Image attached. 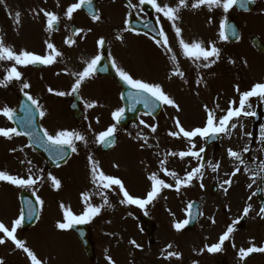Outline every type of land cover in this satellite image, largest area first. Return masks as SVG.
<instances>
[{"label":"rangeland","instance_id":"obj_1","mask_svg":"<svg viewBox=\"0 0 264 264\" xmlns=\"http://www.w3.org/2000/svg\"><path fill=\"white\" fill-rule=\"evenodd\" d=\"M28 1V0H27ZM45 6L48 5L51 12L57 14L58 8L55 5H51L48 0H45ZM67 0L66 2H68ZM170 5H175V0H166ZM15 0H5L6 5L9 7L8 11L4 6L0 10V21H3L6 25L5 34L9 42L17 39L18 35L23 34L27 29V15L33 11H39L41 8L37 2L34 9L30 7L28 12L19 10L14 6ZM21 6L23 0H16ZM65 2V3H66ZM75 0L69 1L64 5L63 10L74 3ZM258 3L257 10L246 14L236 13L234 8L227 15H231L240 27L242 36L240 42L231 47L224 41H220L218 38V25L217 20L223 14L222 10L214 9L209 12L207 7L202 6L200 9L192 10L185 8L181 11L180 16L184 20L183 25L187 26L186 16H191L194 12L206 13L211 18L214 24H209L206 16L196 17L193 20H189V26L196 32V35H202V28L205 30L210 41L219 42L217 47L221 49V56L215 64L219 72L225 71L226 74H221L214 77H207L214 70V65L210 68H205L199 71V77L201 78L200 84H195V91L191 87L182 85L179 76H172L174 71L173 65L169 60L168 53L160 46L156 45L155 50L151 46L142 48L141 51L136 50L133 56L127 60H124L125 52H116V63L121 67H136L133 75H138L137 79H142L148 82L159 83L162 85L166 93H168L179 106L180 111H177L171 106L165 105L164 113L156 121L148 117H140L137 124L133 125L129 131L121 134L117 147L109 153V155L103 156L98 148V144L95 143V137L100 132L105 131L112 124V112L120 108L119 102L116 101V94L113 96L112 84L107 80L103 81L102 88L108 95V107L107 111L104 106H98L100 94L97 91L99 84H88L84 88L90 89L91 93L86 96L81 92L80 96L84 103H95V107L87 108L88 113L91 115L86 117L92 120L93 131L91 133L86 132L89 129L78 128V123L85 121L79 118L74 120V124L65 111L62 109L63 100L50 103L51 106L47 116L43 120L44 126L49 133H54L56 130H81L86 132L87 146L83 142L77 143V153H73L69 162L60 168L46 169L43 167L41 159L36 156L29 147H26V143L20 136H13L11 139L0 137V171H5L8 174L16 175L19 177L27 178L28 175H41L43 182L33 186V188H18L7 182L0 181V222H3L9 228L11 222L20 217V210L18 208L17 195L22 189H28L32 193L36 192V196H39L43 200V205H39V218L34 228L28 231H21L17 229L16 236L18 239L25 242V245L32 250L38 259L42 261V264H108V260L105 257H110L115 264H165L162 256V249L167 245L168 241L176 240L179 238L187 246H199L201 242L204 243V239L200 240V227L208 222H212L216 219H225V215L222 216L221 212L224 208L223 205H230L232 208L228 209V215L233 213L236 219H239L244 208L249 204L252 210L248 214V221L241 227L242 230L247 228L255 229L253 233L258 232L259 227H263L264 219H261L257 212L259 207L252 205L256 201L255 196L251 200L249 196L255 191V187L259 182V173L263 177V189H264V172H260L259 165L261 161H264V120L258 126L259 130L254 140V143L249 144L250 140V127L249 120L238 118L232 122L237 125L235 129H231L230 134H221V140L216 147L209 148L208 156L202 168L203 180L196 178L192 181L191 185L187 188H182L179 193L174 191V181L171 177L165 176L160 171V161L167 160L164 167L169 171H175L179 176L183 177L187 171H191L192 168L197 167L199 161L186 157L181 160L179 157L167 156L169 151H186L188 149V142L184 138L177 140L173 137H169L167 133L169 131H175L174 117L179 119L181 125L190 130L195 127H202L206 119V113L204 106L214 109L217 112V116L224 114L227 110L229 101H236V106L239 103V93L236 88L239 87L240 92L250 90L252 85L256 82H264V55L257 53L250 40L253 36L257 37L264 45V0H256ZM45 9V7L43 8ZM19 11L21 13V23L15 25L14 19H12L9 13L13 14ZM80 12V11H79ZM78 11L76 12L77 15ZM25 14V15H24ZM43 15V13H41ZM45 19L42 16L39 21L43 22ZM199 23L202 25L200 27ZM35 24V23H34ZM41 24V23H39ZM179 25L182 29V37L191 42L197 40L192 35L193 30L189 27ZM46 26V25H45ZM82 26L86 27V22L78 25V28ZM104 26V23H103ZM35 27L37 28L36 24ZM82 33L88 34L87 39L90 38L97 40L98 37L104 35L103 30H96L91 24L85 29L82 28ZM44 35L42 40L45 42L53 41L52 37H46L49 32L43 28ZM52 36H54L52 34ZM31 38V36H29ZM37 36H34V39ZM81 35L73 36L74 40H80ZM127 39L130 34L126 33ZM137 40H140L142 45L146 40L140 36H135ZM175 37V36H174ZM34 45L29 44V47ZM23 44L20 42L15 45V49H22ZM177 53V52H175ZM177 61L182 65L180 70L184 73V78L189 79V84L193 82V75L196 72V64L191 61L186 65L183 63V57L181 53L175 54ZM233 61L230 63L229 61ZM187 61V60H186ZM188 62V61H187ZM171 63V65H170ZM168 66L171 69L168 70ZM141 67V69H140ZM22 72V76L25 74L24 69L19 68ZM126 70V69H125ZM153 70V71H152ZM152 71V72H151ZM131 74V75H132ZM41 75V74H40ZM197 76V75H196ZM166 77V78H164ZM168 79V80H167ZM175 79V82L173 81ZM170 82V83H169ZM1 88V87H0ZM69 84L67 81L56 80L54 89L57 91L69 92ZM184 88H186L184 90ZM116 91V89H114ZM0 92V109L5 106H11L16 99L13 92L10 94L9 90ZM202 97V99H201ZM261 100L257 97L250 98V108L248 111H253L257 103ZM264 102V101H263ZM102 103V102H101ZM105 103V102H103ZM219 105V109L216 105ZM48 104L42 106L47 107ZM58 105V106H57ZM60 106V107H59ZM48 107V108H49ZM112 110V111H111ZM224 110V111H221ZM97 113H91V112ZM264 112V106H263ZM105 113V116H101ZM45 114V115H46ZM53 124L51 125V121ZM104 119H109L104 120ZM143 120L148 125L155 124L157 131L152 133L150 128H145L140 121ZM113 123V122H112ZM83 124V123H82ZM75 126L77 128H75ZM0 128H10L5 117L0 116ZM138 133L148 138V144L152 147H148L142 139L138 137ZM197 149L203 144L200 138L195 139ZM247 146L248 151L244 152V148ZM15 149V151H13ZM241 153L244 164H240L228 156V150ZM99 162L101 170L113 177L120 178L126 189L135 197L143 198L146 192L150 188V182L147 180V176L151 172H157L161 179H164L166 183L173 185V189L162 190L160 196L151 204L147 205L145 209H140L136 205H125L123 208L119 206L116 198H111L108 192V199L112 205L111 208L104 207L101 213L96 216L87 225L92 227L91 241L94 245V251L96 259L90 261L85 255L78 239L73 232L69 230H60L56 228L57 222H62L63 213L60 209V204L71 208L73 213L80 214L83 210V202L81 200L82 193H96V187L91 183L90 179V166L88 163V155ZM255 158V159H253ZM249 159V160H248ZM252 159V160H251ZM23 161V163H22ZM31 161V164L28 163ZM213 164L219 163L220 167L217 171H212L208 166V162ZM116 165V167H114ZM236 167L240 168V171L236 176L243 173L245 178L232 177L231 185H223V181L228 179L230 174ZM31 168V173L28 169ZM252 169L253 171L246 172L245 169ZM42 169L41 173L39 170ZM255 173V175H254ZM51 174L61 181V187L59 190L54 189L51 182L47 179ZM216 176L218 182V192L214 197L209 196L210 182L212 176ZM206 176L209 178L207 179ZM235 179L237 182L235 183ZM255 180V182H253ZM193 183H196V187L192 188ZM201 183L204 185L200 187ZM252 184V188H248L249 184ZM223 185V186H222ZM228 191L225 193L224 189ZM113 192L119 198H123L119 193V189L114 187ZM264 193V190H263ZM182 195L183 201L178 202L176 196ZM192 198H197L201 204L206 200L205 211L203 210V218L199 221V227L187 233L177 232L172 227L173 223L178 222V218L183 217L182 211L187 207L188 201ZM246 202L248 204L246 205ZM91 203L94 206H99L103 203L99 195H91ZM220 204V205H219ZM223 204V205H222ZM243 204L246 206L241 207ZM210 209V210H209ZM209 210V211H207ZM145 212L146 215L153 217L156 223V230L154 234V243L146 244L144 236L138 228V217ZM209 226V225H208ZM213 227L207 230V234H214ZM253 231V230H252ZM216 232V231H215ZM258 235V234H257ZM3 234L0 233V237ZM199 239V241H198ZM130 241H135L140 247L133 246ZM244 245V244H243ZM242 248V247H241ZM194 249V248H192ZM190 253V252H189ZM189 259V262L193 264L194 260L190 254L184 253ZM200 260V259H199ZM0 261L3 264H30L29 259L22 249H17L16 246L10 241L5 239L4 244H0ZM206 263V261H205Z\"/></svg>","mask_w":264,"mask_h":264},{"label":"snow or ice","instance_id":"obj_2","mask_svg":"<svg viewBox=\"0 0 264 264\" xmlns=\"http://www.w3.org/2000/svg\"><path fill=\"white\" fill-rule=\"evenodd\" d=\"M256 0H177L175 5H170L168 3H162L161 0H139L138 5H132L129 3V7L136 8L138 6L150 5V7L158 14L157 24L160 25V17L167 20L171 24V28L175 33L176 40L178 42L179 48L181 50L182 55L196 64L197 68H210L212 65L216 64L221 56V49L217 47L215 41H209L207 46H205L204 41L202 40H192L191 42L186 41L182 37V29L179 26L178 22L181 19L180 13L183 9L188 8L189 4L192 10L200 9L202 6L207 7L209 12H212L214 9L222 10L223 14H225L224 18L219 21V31L218 38L220 41H227L229 39V35L234 37L236 40H239V34L236 28L228 23L227 14L234 7H239L245 11H248V5L254 4ZM5 0H0V5H4ZM59 7V4L57 5ZM88 6L91 10L92 0H77V2L70 4L66 10L64 11V16L68 20L73 19V14L80 10L82 7ZM6 11L8 9L6 8ZM39 12L43 13V16L46 20L45 31L53 32L56 30V25L60 21V17L50 11H45L44 9H40ZM10 17L14 19L15 25H19L21 23V13L19 11L15 12L14 15L9 13ZM99 12H95L91 15V19L93 21L100 20ZM208 23H212V19L208 20ZM147 27V25H145ZM131 31V29H126ZM83 29L77 28L74 30L73 35H79ZM157 39L155 42L158 46L162 47L168 54L169 60L173 65L174 71L172 72V76H179L181 78L184 77L183 71L180 70V67L177 63V57L172 54L173 49L170 47L168 36L160 26L157 30ZM120 39V37H117ZM64 43L68 46H72L75 43L71 37L66 38ZM105 43L104 39L101 38L97 41L98 46H103ZM46 52L43 55L36 54L32 51L20 49L16 50L12 46L5 44L4 38L0 35V62H11V66L5 69V75L3 79H0V87H7L9 83L12 81H20L21 82V91L24 92V95L27 101L30 102V107H28V111H35L39 114L41 118L45 116V112L42 109L39 101L35 99L28 92L24 91L29 89L31 85L22 79V72L18 69L21 67H28L30 65H43L50 66L57 62V58H61L63 53L57 49V47L50 41H45ZM101 55L97 54L89 60L84 61V67L81 71L78 72H66L65 74L71 75L74 77V83L71 84V91H55L49 88L48 91L53 93L56 96L63 97L65 95H72L74 93H78L81 86L84 84L86 80L91 79L97 70L104 71L105 69H98V65L101 61ZM109 59L112 61V68L115 69L117 75L120 80L128 86V88L135 90L134 92H130L128 95V111H133L136 104H143L144 108L148 111L145 113L146 115H152L154 111L157 110L158 107L162 105H167L175 108L177 111H180L179 106L176 104L174 99L166 93L164 88L159 83L148 82L142 79L134 78L130 73L121 68L116 64L115 60L111 57ZM232 63L233 61H229ZM187 83V81H185ZM201 80H197V84H200ZM236 91L239 93V103L236 106V101H229V105L226 111H224L223 115L217 116V112L214 109L208 108L207 105L204 106V111L206 113V119L202 127H195L190 130H186L182 125L179 119L173 118L175 122V131H169L167 135L169 137H173L176 139L184 138L188 142V149L186 151H169L166 155L172 157H179L183 160L186 157L195 158L197 161L203 160V153H205L206 149L204 146H200L198 150L197 145L195 143V139L199 137L202 140L211 141L219 138L221 134L228 135L230 134L231 129H235L237 125L232 121L234 119H238L241 116H252L255 115L253 111H248L246 109L250 108L249 104L250 98L257 97L261 101H264V82H256L252 85L250 90H245L240 92L239 87L236 88ZM123 98V97H122ZM95 103H85V108H93L95 107ZM216 108L219 109V105H216ZM125 109L118 108L112 112V119L116 122L113 125L109 126L105 131L100 132L95 137V143L98 145H107L108 147H112L114 145V136L117 132V124L121 122L124 117ZM0 116L7 118L8 120H13L14 112L11 108L5 106L0 109ZM28 125L31 124L29 120ZM140 123L145 128H150L152 133L157 131V126L155 124L148 125L143 120ZM90 130V129H89ZM40 132H42V138L39 137L36 133L31 131L28 127H25L24 130L18 131L17 127L10 128H0V137L11 139L13 136H25L27 135L30 140L33 141L38 147H45L46 150L52 152L50 155V159L57 167L60 166L58 161L65 160L67 156V150H70L71 153H77V143L83 142L85 146H87V139L85 135L76 130H67L60 129L56 130L54 133H49L46 129L41 128ZM140 139L144 141L145 144L150 148L151 144H148V138L146 136L137 134ZM250 135V134H249ZM32 144L26 145V147H31ZM15 151V149H13ZM244 152L248 151L247 146L243 150ZM228 156L236 161H239L240 164H244L241 153L233 151L232 149L228 150ZM255 159V158H253ZM23 163V161H22ZM31 164V161H28ZM88 163L90 166V179L91 183L96 187V193H82L81 200L83 202V210L80 214H75L71 210L70 207L65 206L63 203L60 204V209L63 213L62 222H57L56 228L60 230H69L73 228L75 225H82L90 223L96 216H98L104 207L111 208L112 205L108 199L107 192H111L115 188L119 189V193L122 195V199L119 201L122 205H136L140 209H145L147 205L153 203L161 194L164 189H173V185L170 183H166L164 179H161L157 172H151L147 176V180L150 182V188L146 192L143 198L135 197L129 193L126 189L123 181L120 178L113 177L111 175L105 174L101 168L98 161H96L91 154L88 155ZM167 163L166 159L160 161L159 167L160 171L163 172L165 176L171 177L174 181V191L179 193L182 188H187L191 185L192 181L196 178L202 179L203 173L202 168L203 164H198L197 167L191 169V171H187L186 174L181 177L175 171L167 170L164 165ZM208 166L212 169V171H217L220 167L219 163L213 164L211 161L208 162ZM116 167V165H114ZM260 172H264V161H261L259 165ZM31 173V168L28 169ZM41 173L42 169L39 170ZM240 171L239 167H236L234 171L230 174L228 179L223 181V185H231L232 177H235L237 173ZM246 172L253 171L252 169H245ZM255 175V173H254ZM47 179L51 182V185L54 189L59 190L61 187V181L49 174ZM0 181L7 182L8 184L14 185L18 188H33L34 185L43 182V177L41 175H28L27 178L19 177L16 175L8 174L5 171H0ZM255 182V180H253ZM222 185V186H223ZM201 188L204 185L201 183ZM248 188H252V184L248 185ZM225 193L228 191L227 188L224 189ZM33 196H36V192L33 191ZM91 195H99L103 201V203L99 206H94L91 203ZM257 192H253L251 196L248 197L249 200L252 199L253 196H256ZM29 205L32 204L31 201L27 202ZM43 200L36 196L35 204L43 205ZM193 208V204L189 203L187 205L186 215L189 218H186L182 221L173 223L172 227L175 231L180 232L183 230L189 223L192 217L191 209ZM252 210L251 205L249 204L243 210V214L240 219L246 217L249 212ZM147 213L145 212V215ZM38 212L35 208L29 207L27 211V219L31 220L34 218H38ZM257 215L264 219V205L259 208ZM23 213L20 217L16 218L11 222V227L9 228L3 222H0V233L3 234L0 237V244L5 243V239L10 240L17 249H22V251L26 254L27 258L30 261V264H42V261L37 258L36 254L30 250L25 242L18 239L16 236L17 229L21 227L22 221L24 219ZM215 223V220L212 221ZM240 220H233L232 223L227 227L226 231L223 232L222 235L219 236V242L213 243L210 246L205 245L204 248L200 249V252L207 251L208 253H218L222 251V246L226 241L230 239L231 234L235 230V225L239 224ZM130 243L139 248L140 246L136 244L135 241H130ZM235 245H233L234 247ZM173 246L172 244H168L166 248L162 249V256L164 260H169L170 258H175L176 260H180L182 258L181 253L177 251H169ZM251 253H264V246L257 247L251 246L247 249L240 248L238 252V257L241 261H244L246 257H248ZM108 260V264H115V262L110 257H105ZM0 264H3V261H0ZM46 264V262H44ZM196 264V262H193Z\"/></svg>","mask_w":264,"mask_h":264},{"label":"flooded vegetation","instance_id":"obj_3","mask_svg":"<svg viewBox=\"0 0 264 264\" xmlns=\"http://www.w3.org/2000/svg\"><path fill=\"white\" fill-rule=\"evenodd\" d=\"M67 0H62V2L56 3V6L59 4L58 8V12L57 15L60 17V21L59 23L56 25V32H61V35L65 38H69V37H73L76 35H73V32L75 29L78 28V25H81L84 22V17L90 18V16H86L87 14L85 13L86 8L88 9V6L81 8L80 10H78V13L76 15V13L73 14V19L72 20H68L65 16H64V10L63 7L64 5H66L68 2H66ZM165 1V2H164ZM161 2L163 3H168L166 0H164ZM38 3V5L40 6L41 9L44 8L46 1L45 0H23V5L21 6L19 3L16 2L13 4L14 6H16L17 9L28 12L30 10V7L32 9H34V6L36 5V3ZM66 2V3H65ZM75 2H77V0H75ZM74 2V3H75ZM129 3H131L132 5H138L139 4V0H92V5L94 4V6L96 7L95 11L99 12L100 17L103 19V21H111V20H118L119 21V28L121 30H125L128 31L126 29H131L128 25V20H129V16L132 15L133 18H136L138 20H142V21H146V25L149 26L150 28H152L151 26H154V23L157 26V29L162 26L163 29L165 30L167 36L170 35L171 33V29L168 28V24H167V20L163 19V17H160V25L157 24V17L158 14L155 13V11L150 7V5H143V6H138L136 8L133 7H129ZM9 5V4H7ZM94 7V8H95ZM45 11H50L49 9L45 8ZM80 11V12H79ZM51 12V11H50ZM31 17L30 20L31 21H35V20H39L43 15L41 14V12L39 11H33L31 13ZM26 16H28L26 14ZM115 16V17H114ZM86 22V21H85ZM3 24L0 23V31L2 30ZM84 26H82L80 29H82ZM130 33L137 34L142 36L145 39H149V45L152 47L153 50H155V46L157 45V43L155 42L157 40V38L152 39L149 35L146 36L140 34L137 31H134L131 29V31H129ZM0 35H2L0 33ZM81 37L79 40V45L77 46L76 43L73 44V47H77V49L79 51H76L77 53H79L82 57H86L85 60H88L87 55H91L92 53L91 51V40L87 39V35L85 33H80ZM121 35V31L118 30V35L117 37H120V39L116 40V45L115 48H118V46L120 45V43L123 42V38L120 36ZM157 35V34H156ZM112 40L114 41L113 36H111ZM105 41V45H106V49L107 52L111 51L110 47H109V40L108 38L104 37L103 38ZM22 44H26V42L21 41ZM62 44H64L66 46V44L64 43V40L61 41ZM100 49V47H99ZM109 49V50H108ZM117 51V50H116ZM101 53V51L99 50V54ZM61 60H65L66 62H68L69 60H71V56L69 57H61ZM79 58H75L74 57V62H78ZM127 69V72L132 74L134 73V70H136V67H125ZM81 71L79 69H77L76 67H73V61H72V67L66 66L64 68V72H78ZM133 75V74H132ZM67 81L74 83V77H72L71 75H67ZM87 81V80H86ZM86 82H84L85 84ZM83 84V85H84ZM82 85V86H83ZM71 88V87H70ZM71 90V89H70ZM49 95H53V93H49ZM64 101L66 102L67 106H69L71 98L69 95H65L63 96ZM80 108L83 111V108L81 107L80 104ZM253 205V203H252ZM231 209V207H230ZM222 212L225 214V210H222ZM223 216V214H222ZM248 217L246 216L245 221H240L239 224L235 225V230L234 232L231 234L230 239L228 241L225 242V244L222 246V251L218 252V253H208L207 251L202 252V264H264V253H251L248 257L245 258L244 261H241L238 257V246L243 247L244 249H247L248 247L254 246L256 245L257 247H261L264 246V224L263 227H259L258 232L257 233H253L257 228L252 229L250 228H244L242 230L241 227L245 224V222L247 221ZM233 220H237L234 216L233 213H230L225 219H216L215 218V223H214V228H213V232L215 233V235L212 234H207V230L210 228V226H208L209 224H204L203 226H201L200 228V240L204 239V243L201 242V244L198 246V249H202L204 248V246L207 245H211L213 243H217L219 242V236L223 234L224 231H226L227 227L232 223ZM253 230V231H252ZM216 231V232H215ZM258 234V235H257ZM199 241V239H198ZM244 244V245H243ZM182 245L185 247V243L182 242ZM233 245H235L233 247ZM259 254H263V256H260ZM171 261V260H170ZM206 261V263H205ZM173 264V263H172ZM174 264H191L188 260L186 259H180L179 261H177V263Z\"/></svg>","mask_w":264,"mask_h":264},{"label":"water","instance_id":"obj_4","mask_svg":"<svg viewBox=\"0 0 264 264\" xmlns=\"http://www.w3.org/2000/svg\"><path fill=\"white\" fill-rule=\"evenodd\" d=\"M131 91H132L131 89H125L124 94H125V95H129V93H130ZM136 106H137V104L135 105L133 111H128V110H127V112L124 114V118H126V120H130V116H131V114H133V112L135 111ZM138 106L141 107V108H143V109H145L144 106H143V104H138ZM138 110H139V108H138ZM145 110L148 111L147 109H145ZM16 114H18V115H23V117H24V114H23L22 111H18V112H16ZM13 117H15V116H13ZM20 119H21V118H17V120H20ZM37 119H38V117H37V113H36L35 111H33V114L31 115V120H32V121L36 124V126L38 127V125H37ZM39 137L42 138V136H39ZM30 142L32 143L34 150H36L38 153H40V154L43 156L44 162H45V164H46L47 166H51V165L54 164V163L52 162V160L49 158L50 155H52V152H51V151L46 150L45 147H38L35 143H33L32 140H30ZM69 154H70V150H67V156H66V159H67V157L69 156ZM66 159H65V160H66ZM65 160L58 161V163L61 164V163H63ZM20 195H21V196H20L21 199L23 198V200H24L26 203H27L28 201H31V202H32L31 205H29V204L27 203L26 207L28 206V208H29L30 206H31V207L33 206L35 209H37V205L35 204V199H34V197H33L32 195H30V194H28V193H24V192H22ZM35 218H36V217L34 216V218L31 219V220H29V222H33V221L35 220ZM26 224H27V223H26ZM25 226H28V225H25ZM74 228H75L77 231L81 232V234H79V235H80V238H81V240L83 241V243H84L86 249L89 251V249H90V244H88V238H89L88 234H86V235L84 234V232H83V231H84V228H83L81 225H75V226L73 227V229H74Z\"/></svg>","mask_w":264,"mask_h":264}]
</instances>
